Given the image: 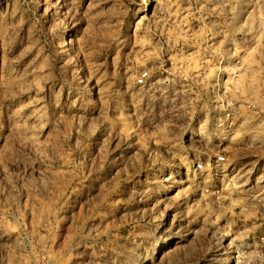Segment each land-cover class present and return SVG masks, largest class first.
<instances>
[{
  "label": "rangeland",
  "instance_id": "1",
  "mask_svg": "<svg viewBox=\"0 0 264 264\" xmlns=\"http://www.w3.org/2000/svg\"><path fill=\"white\" fill-rule=\"evenodd\" d=\"M248 103L264 0H0V264H264Z\"/></svg>",
  "mask_w": 264,
  "mask_h": 264
},
{
  "label": "built area",
  "instance_id": "2",
  "mask_svg": "<svg viewBox=\"0 0 264 264\" xmlns=\"http://www.w3.org/2000/svg\"><path fill=\"white\" fill-rule=\"evenodd\" d=\"M146 73L144 74H141L139 77H138V82H143L144 80V77H146ZM248 107L250 108H255L256 111L259 113V114H264V106H256L253 104V103H248L247 104ZM231 112H228V115H230ZM225 159L224 155L223 154H218V156L213 160L214 161V164L218 165L221 161H223ZM205 166V162L204 161H200L197 163V168L198 169H202L204 168Z\"/></svg>",
  "mask_w": 264,
  "mask_h": 264
}]
</instances>
